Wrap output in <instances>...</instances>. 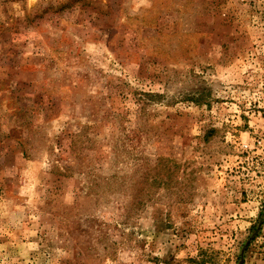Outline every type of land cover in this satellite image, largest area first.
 I'll return each mask as SVG.
<instances>
[{"label":"rangeland","instance_id":"obj_1","mask_svg":"<svg viewBox=\"0 0 264 264\" xmlns=\"http://www.w3.org/2000/svg\"><path fill=\"white\" fill-rule=\"evenodd\" d=\"M202 262L264 264V0H0V264Z\"/></svg>","mask_w":264,"mask_h":264},{"label":"trees","instance_id":"obj_2","mask_svg":"<svg viewBox=\"0 0 264 264\" xmlns=\"http://www.w3.org/2000/svg\"><path fill=\"white\" fill-rule=\"evenodd\" d=\"M205 261V260H204ZM206 262H202V264H205Z\"/></svg>","mask_w":264,"mask_h":264}]
</instances>
